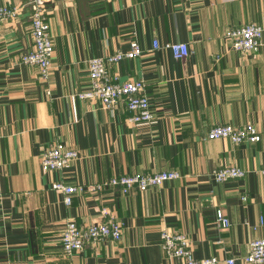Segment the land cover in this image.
Instances as JSON below:
<instances>
[{
  "label": "crops",
  "instance_id": "0c3cea01",
  "mask_svg": "<svg viewBox=\"0 0 264 264\" xmlns=\"http://www.w3.org/2000/svg\"><path fill=\"white\" fill-rule=\"evenodd\" d=\"M27 1L0 0L23 6L0 21V264H186L165 254V227L185 233L196 258L264 264L245 260L250 242L264 237V33L255 52L233 49L227 36L244 23L264 27V0H48L55 46L48 79L21 59L33 48ZM133 39L143 53L108 69L122 81L144 79L149 121H129L124 102L108 110L79 96L91 87L88 59L127 51ZM155 39L187 42L190 54L176 58ZM217 123H253L261 139L206 138ZM53 143L78 156L44 169L42 152ZM228 165L246 174L217 181L214 169ZM163 170L181 176L144 190H78L69 204L52 187ZM105 205L122 222V237L66 253V221L105 219Z\"/></svg>",
  "mask_w": 264,
  "mask_h": 264
},
{
  "label": "built area",
  "instance_id": "2783aa9c",
  "mask_svg": "<svg viewBox=\"0 0 264 264\" xmlns=\"http://www.w3.org/2000/svg\"><path fill=\"white\" fill-rule=\"evenodd\" d=\"M48 0H28L30 6L33 48L24 52L21 59L25 63L35 64L39 68L42 78L48 79L52 71V59L55 46L48 22ZM21 7L0 5V21L8 17H15ZM264 27L256 22L244 23L232 27L227 31L233 49L241 52L258 51L262 45ZM127 51H117L107 56H94L88 59V68L91 87L79 93L81 98L97 99L100 105L108 110H114L120 102H124L131 111L128 120L132 122L149 121L154 118L150 99L146 93L144 79H127L122 81L116 73L108 69L109 62H116L124 58H132L143 53V47L133 39ZM154 47L170 49L176 58H185L190 54L187 42H165L160 44L154 40ZM221 55H217L220 58ZM229 138L234 143L256 142L261 134L253 123L233 125L230 123H217L211 127L206 138ZM78 156V151L65 147L62 143H53L45 147L41 164L46 170L62 168ZM264 171V168L262 169ZM245 169L237 165H228L214 169L213 175L217 181H226L231 178L242 177ZM176 170H163L156 172H137L113 176L107 180L88 185L67 184L64 181H55L52 187L64 194L66 203H71L72 194L78 190L102 191L109 186H119L123 192L133 188L141 190L154 185H160L168 179L180 177ZM100 213L105 219H94L86 224H78L74 219L66 221L61 234V243L66 253L80 251L89 244H95L103 239L119 240L122 237V222L117 218L109 206H102ZM217 218L223 226L230 224L229 218L221 209L217 211ZM161 245L169 257L183 258L186 264H217V256L196 258L193 254L192 243L189 237L179 231H172L165 227L161 232ZM249 263H264V237L256 238L250 242V251L245 256ZM228 264H234V258L227 259Z\"/></svg>",
  "mask_w": 264,
  "mask_h": 264
}]
</instances>
